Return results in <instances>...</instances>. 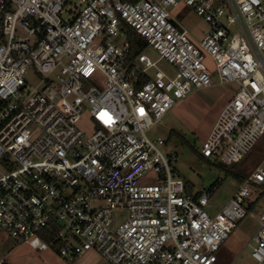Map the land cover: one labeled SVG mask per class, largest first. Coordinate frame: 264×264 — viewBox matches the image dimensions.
Masks as SVG:
<instances>
[{
    "label": "built area",
    "instance_id": "1",
    "mask_svg": "<svg viewBox=\"0 0 264 264\" xmlns=\"http://www.w3.org/2000/svg\"><path fill=\"white\" fill-rule=\"evenodd\" d=\"M181 6L209 24L204 39L170 10ZM128 28L157 59L132 58ZM209 60L220 84L240 88L200 152L231 167L264 137V0H0V233L72 260L216 264L255 218L252 256L264 264V211L250 199L264 169L212 217V190L189 193L167 142L147 135L178 101L218 85Z\"/></svg>",
    "mask_w": 264,
    "mask_h": 264
},
{
    "label": "rangeland",
    "instance_id": "2",
    "mask_svg": "<svg viewBox=\"0 0 264 264\" xmlns=\"http://www.w3.org/2000/svg\"><path fill=\"white\" fill-rule=\"evenodd\" d=\"M170 10L194 39L202 40L208 34L209 24L197 14L194 8L181 6ZM19 33L25 35L20 30ZM145 53L153 59L158 58L157 52L150 47L145 50ZM208 64L214 72L213 76L218 85L194 90L186 99L178 101L162 123L148 131L147 135L155 142L159 139L168 141L161 148L175 171V177L194 185L196 193L209 190L215 183L217 184L207 208L208 213L214 217L230 204L240 184L235 178L227 177L226 171L220 166L210 165L202 160L197 151H201L223 110L234 99L240 87L235 83L220 84L214 63L209 60ZM159 66L169 73L172 72V66L166 61H162ZM31 81L36 83L37 79L32 77ZM85 117L81 122V127L90 131L91 123L87 116ZM172 130L180 133L188 144H184L176 136L172 137ZM258 168L264 169V137L238 165L236 171L240 174H252ZM156 178L157 174L152 172L140 184L152 183ZM250 199L258 203L256 212L264 211V187H252ZM257 230L258 221L255 218L240 221L238 227L218 252L216 264H260L252 256L255 246L253 239ZM49 247L46 251L35 250L29 243L12 239L4 232L0 233V257L5 258L11 264H104L102 257L95 252H89L82 258L72 260L62 256L58 248L52 245Z\"/></svg>",
    "mask_w": 264,
    "mask_h": 264
},
{
    "label": "trees",
    "instance_id": "3",
    "mask_svg": "<svg viewBox=\"0 0 264 264\" xmlns=\"http://www.w3.org/2000/svg\"><path fill=\"white\" fill-rule=\"evenodd\" d=\"M129 1H134V0H129ZM128 40H129V43H130V46H131L132 58H135V57L139 56L140 54H142L148 48L147 43L144 41V39L142 37H140L138 34H136V32H134L131 28H128ZM171 136L172 137L176 136L184 144H188L187 140L182 135H180V133H178L175 130H172ZM167 143H168V141H167ZM197 153H198V155L200 156V158L202 160H204L205 162L209 163L210 165L220 166L217 163H214L211 160H209V159L205 158L204 156H202L201 152L197 151ZM238 165H240V163L237 164V165H233L230 168L223 167V166H220V167L226 171V176L227 177H233V178H235L238 181L239 184H242L250 177L251 174H240L238 171H236V169L238 168ZM185 182H186L187 191L189 193H193L194 189H195L194 185L190 184L187 181H185ZM217 183H219V182H217ZM260 187H264V185L260 186ZM216 188H217V184L216 183L210 188V190H212L213 194L216 191ZM200 195H201V192H197L196 193V196H200Z\"/></svg>",
    "mask_w": 264,
    "mask_h": 264
},
{
    "label": "crops",
    "instance_id": "4",
    "mask_svg": "<svg viewBox=\"0 0 264 264\" xmlns=\"http://www.w3.org/2000/svg\"><path fill=\"white\" fill-rule=\"evenodd\" d=\"M223 247V246H222ZM222 249V248H221ZM220 252V251H219ZM104 264H105V262H104Z\"/></svg>",
    "mask_w": 264,
    "mask_h": 264
},
{
    "label": "water",
    "instance_id": "5",
    "mask_svg": "<svg viewBox=\"0 0 264 264\" xmlns=\"http://www.w3.org/2000/svg\"><path fill=\"white\" fill-rule=\"evenodd\" d=\"M223 167H226L225 165H223Z\"/></svg>",
    "mask_w": 264,
    "mask_h": 264
}]
</instances>
